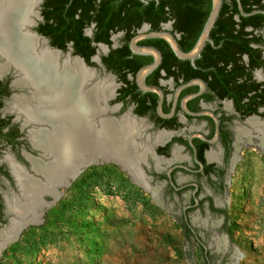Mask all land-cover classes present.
<instances>
[{
	"label": "flooded vegetation",
	"instance_id": "1",
	"mask_svg": "<svg viewBox=\"0 0 264 264\" xmlns=\"http://www.w3.org/2000/svg\"><path fill=\"white\" fill-rule=\"evenodd\" d=\"M70 1L68 12L76 10L78 14V0L68 4ZM151 1L141 2L143 7L133 17L109 28L107 42L95 39V21L89 18L81 25L74 21L66 27L58 18L60 24L51 28L48 23L54 18L46 0H37L20 31L29 35L35 31L43 37L39 46L59 50L60 64L76 55L83 59L90 73L89 97L94 88L100 92L90 97L91 111L83 126H91L93 133L92 128L100 132L106 124H117L122 142L129 137L140 151H146L136 167L144 188L155 192L156 200L166 192L173 204L183 197L182 219L191 231L187 237L197 238L188 213L204 210L224 222L226 210L220 198L243 155L241 149L246 144L264 147L258 142L257 127L249 122L264 124V0H221L208 39L193 57L179 58L170 44L166 47L157 40L162 38L136 41L139 46L156 48L161 55L158 66L141 79L162 92L160 111L166 116L158 113L159 93L143 90L138 84V71L154 57L133 52L130 41L139 33L167 30L181 50L192 55L211 13L212 0H169L164 8L170 14L168 19L159 8L155 15ZM80 37L87 39L81 43ZM98 47L100 53L96 54ZM118 49V54L113 52ZM6 62L0 52V67ZM16 69L20 68L10 63L0 70V254L26 226L17 233L16 224L30 215L23 214L22 209L36 199L32 184L43 188L47 183L36 167H46L53 159L54 150L46 147L44 136L55 135L58 150L63 138L60 118L45 113L51 104L44 97L36 100L37 87ZM103 84L110 85V93L101 92ZM35 107L40 108L39 113ZM57 120L60 124L54 133ZM38 132L41 142L35 140ZM126 145L121 148L126 149ZM110 163L130 176L131 166L123 161L98 165ZM45 197L51 198L42 194V200L49 201Z\"/></svg>",
	"mask_w": 264,
	"mask_h": 264
},
{
	"label": "rangeland",
	"instance_id": "2",
	"mask_svg": "<svg viewBox=\"0 0 264 264\" xmlns=\"http://www.w3.org/2000/svg\"><path fill=\"white\" fill-rule=\"evenodd\" d=\"M241 151L220 198L226 228L221 218L192 210L197 238L187 237L183 197L173 204L161 192L156 200L119 166L97 164L24 226L0 264H264V147Z\"/></svg>",
	"mask_w": 264,
	"mask_h": 264
},
{
	"label": "bare ground",
	"instance_id": "3",
	"mask_svg": "<svg viewBox=\"0 0 264 264\" xmlns=\"http://www.w3.org/2000/svg\"><path fill=\"white\" fill-rule=\"evenodd\" d=\"M36 2L37 0H0V52L7 59L6 64L2 65L0 70H3L10 63L20 68L25 75L24 79L30 80L37 87L34 94L36 100L44 97L51 104V109L45 112L46 115L53 116L55 119L59 117L63 123V138L60 141L62 147H59V150L55 135L53 137L44 136V141H46L44 144L49 150L52 148V151L56 150L54 152L58 153L60 163H53L49 167H41L40 165H36V167L53 180L59 178L56 177L59 172L63 178L62 183L65 184L71 180L70 175L73 174L75 178L79 176L85 166L89 167L93 164L108 163L109 161L121 164L123 161L130 165L128 154L127 156L124 155L123 158L119 151L118 143L120 145L121 135L119 136L117 131L120 128L119 126L116 127L117 124H106L100 128V132L98 129L92 128L93 133L89 130L91 126H83V119L87 118L91 111L90 97H97L100 94L99 90L94 88L89 97L88 89L84 88L83 84L77 85L78 81L80 82L83 78L85 82L90 79L88 70L75 58H65L62 64L58 65L57 58L59 57L56 52L43 47L35 51V46L38 45L37 39L20 31V27L26 24L27 15L33 13ZM25 60L30 64L37 63V69H35L37 75H33L29 68L24 66ZM110 90L109 84H103L101 87V92L104 94L110 93ZM83 99L84 102H81ZM88 103L89 110L84 113ZM38 105L40 106V104ZM34 109L40 111V108L35 107ZM249 122L252 127H257L260 134L258 142L264 146V124L253 120ZM77 126L81 129L79 132H77ZM41 135V132L34 135L37 142H41ZM128 173L135 183L144 187V183L136 172L128 170ZM68 175L70 176L69 180L66 178ZM36 185L32 184L31 186L32 195L36 199L32 197L34 199L32 203L22 209L23 214H30L26 215L29 216V219L16 224L17 233L26 222L39 221L43 209L54 205L59 199L60 192L58 193L57 189L52 191L45 186L41 188ZM62 187L67 186L63 185ZM42 194L51 196V199L49 201L42 200Z\"/></svg>",
	"mask_w": 264,
	"mask_h": 264
},
{
	"label": "water",
	"instance_id": "4",
	"mask_svg": "<svg viewBox=\"0 0 264 264\" xmlns=\"http://www.w3.org/2000/svg\"><path fill=\"white\" fill-rule=\"evenodd\" d=\"M38 1H40V0H38ZM141 2H145V3H147L148 1H151V0H140ZM153 1H159V0H153ZM220 4H221V0H212V10H211V13H210V15H209V17H208V19H207V21H206V24H205V26H204V29H203V31H202V33L200 34V36H199V38H198V40H197V42H196V45H195V47H194V52H193V54L192 55H189V54H186V53H184L182 50H181V48H180V46L178 45V43L176 42V40H175V38L173 37V35L169 32V31H167V30H161V31H151V32H148V33H139V34H137V35H135L132 39H131V41H130V46H131V49L133 50V52H135V53H140V54H147V55H152L153 57H154V60H153V62L152 63H150V64H147V65H145V66H143V67H141L140 68V70L138 71V73H137V75H138V84H139V86L143 89V90H149V91H156V92H158L159 93V96H160V98H159V106H158V113L161 115V116H166L165 114H163L161 111H160V105H161V101H162V92L160 91V90H158L157 88H155V87H151V86H146L145 84H144V82L142 81V79H141V77L143 76V75H146L148 72H150L151 70H153L154 68H156L157 66H158V64H159V62H160V59H161V55H160V53H159V51L156 49V48H154V47H151V46H145V45H143V46H139V45H137L136 44V41L137 40H139V39H147V38H162V39H164L168 44H170V46L173 48V50H174V52H175V54L179 57V58H181V59H185V58H187V57H189V56H195V55H198V53L200 52V50L202 49V47L204 46V44H205V42H206V40L208 39V34H209V31H210V29H211V27H212V25H213V23H214V21H215V19H216V17H217V13H218V9H219V7H220ZM29 33H30V31H29ZM31 34L37 39V41L40 39V40H42L43 41V37L42 36H40L39 34H37L35 31H31ZM41 42V41H40ZM41 47H43V46H39V42H38V45L37 46H35V51H38L39 50V48H41ZM44 48H46V47H44ZM47 48H49V47H47ZM49 50H53V51H55V52H59V50H57V49H55V48H49ZM74 58H76L80 63H81V65L82 66H84L85 67V64H84V62H83V59L82 58H80V57H78L77 55L76 56H73ZM57 63H58V65H60V63L58 62V60H57ZM23 64H24V66L25 67H27V69L29 68V70L32 72V74L33 75H37L36 73H35V69H37V63L36 62H34L33 64H30V63H28L26 60H25V62H23ZM41 66H42V63H41ZM86 69L88 68V67H85ZM89 69V68H88ZM20 69H16V73L17 74H20ZM88 81L89 80H87L86 82H85V79L83 78L82 80H80V82L78 81V84L77 85H84L83 87L84 88H86V89H88L89 90V87H88ZM74 95H75V93H74ZM73 95V96H74ZM74 97H76V96H74ZM74 99H76V98H74ZM81 102H84V99L83 100H81ZM90 103V102H89ZM89 103L87 104V106L85 107V111H84V113L86 112V111H88L89 110ZM43 105L44 106H46L47 105V102H43ZM36 111H38V110H36ZM34 114H35V112H33ZM37 113H39V111L37 112ZM39 115V114H38ZM85 115V114H84ZM43 116V115H42ZM85 117V116H84ZM33 119L35 120V118H34V116H33ZM38 121V120H37ZM53 122V121H52ZM59 124H60V121H56V122H54L53 123V126H54V133L56 132L55 131V129H56V127H58L59 126ZM119 125H116V127H118ZM120 127V126H119ZM120 129L121 128H119V130H117L118 131V133L120 134ZM116 132V131H115ZM129 134V133H128ZM127 143V147H126V149H122L121 148V145H124V144H126ZM150 148H152L151 147V145L149 146ZM120 153H121V155H125V156H127V154H128V156H129V164H130V166H131V170L132 171H134V172H136L137 173V170H136V167L138 166V164L140 163V161L142 160V157L144 156V154H145V152L146 151H140L138 148H137V145L135 144V142H133V141H131V139H129V137H128V139H127V141H124V142H122V140H121V142H120ZM54 151H56V150H54ZM59 156H58V154L56 153V152H53V159L51 160V162H49L48 163V165L46 166V167H49V166H51L53 163H56V164H58V163H60L59 162ZM86 167V166H85ZM84 167V168H85ZM84 168L82 169V171L84 170ZM81 171V172H82ZM41 173H42V175L44 176V178L46 179V184L44 185L45 187H47L48 189H50V190H52V191H54V190H56L57 188L56 187H62L63 185L64 186H68V185H70L73 181H74V179H75V176L72 174V175H70L71 176V180L70 181H68V182H66L65 184H63L62 182H63V178L61 177V174L58 172V175H56V177H59L60 178V180H59V178H55L54 180H53V178H49L48 176H47V174L45 173V172H43V171H41ZM138 174V173H137ZM69 175L66 177L67 178V180H69V177H70ZM65 179V178H64ZM131 180L133 181V179L131 178ZM134 182V181H133ZM43 186V187H44ZM56 188V189H55ZM32 190V189H31ZM57 192L59 193L60 192V194L58 195L59 197L61 196V194H62V192L61 191H59L58 189H57ZM29 223H31V222H29ZM25 224H27V222L25 223ZM24 224V225H25Z\"/></svg>",
	"mask_w": 264,
	"mask_h": 264
},
{
	"label": "trees",
	"instance_id": "5",
	"mask_svg": "<svg viewBox=\"0 0 264 264\" xmlns=\"http://www.w3.org/2000/svg\"><path fill=\"white\" fill-rule=\"evenodd\" d=\"M69 0H46L45 5L47 8H52L53 22L51 21L49 26L55 29L60 23L58 18H62L66 26L72 25V23L78 22L82 23L84 18H89L91 21H95L96 31L95 39L108 41L107 31L109 28H114V26H119L122 21L126 18L133 17L139 8L143 7V4L140 0H78V14L76 10L74 12H68V9L72 8L71 1L68 4ZM169 0H159L151 1V7L155 5V15L158 13V8L163 12V18L168 19L170 14L165 11ZM181 3L184 0H179ZM158 4V5H157ZM150 7V8H151ZM105 35V39L103 36ZM87 37H80V42L82 43L86 40ZM167 47V42L164 39H157ZM148 41V40H146ZM120 51V49L113 51L114 53ZM80 54L84 52L78 49ZM116 54V55H117ZM85 55V54H84ZM121 57V56H120ZM87 60V57H85ZM223 213L225 211H222ZM227 217L225 213L224 228H226ZM182 227L186 236L191 234L190 228L185 222H182ZM226 231V229H224Z\"/></svg>",
	"mask_w": 264,
	"mask_h": 264
}]
</instances>
